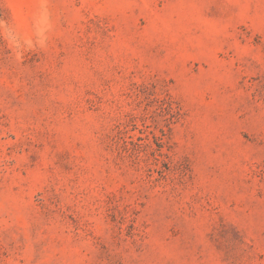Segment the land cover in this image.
I'll use <instances>...</instances> for the list:
<instances>
[{
    "label": "rangeland",
    "instance_id": "obj_1",
    "mask_svg": "<svg viewBox=\"0 0 264 264\" xmlns=\"http://www.w3.org/2000/svg\"><path fill=\"white\" fill-rule=\"evenodd\" d=\"M0 264H264V0H0Z\"/></svg>",
    "mask_w": 264,
    "mask_h": 264
}]
</instances>
